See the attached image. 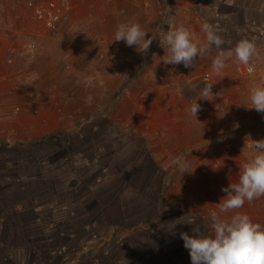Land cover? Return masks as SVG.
<instances>
[{
    "label": "rangeland",
    "instance_id": "374dc122",
    "mask_svg": "<svg viewBox=\"0 0 264 264\" xmlns=\"http://www.w3.org/2000/svg\"><path fill=\"white\" fill-rule=\"evenodd\" d=\"M13 1V8H0L3 67L34 78L0 81V264H191L180 233L211 231L208 214L220 195L212 186L237 182L228 179L239 172L231 151L244 161L251 139L264 138V114L246 108L250 89L264 84V0H52L65 14L53 28L36 21L29 0ZM128 22L155 36L147 53L112 41L117 25ZM205 22L224 39V51L242 39L256 45L253 74L243 73L249 65L234 56L218 74L211 67L215 47L192 67L164 63V33L182 25L204 42ZM29 42L35 49L27 53ZM223 78L233 82L227 90L215 85L199 98L205 83ZM169 95L186 97L190 121L174 114L168 130L156 134L163 120L148 112L160 100L179 111ZM196 100L197 119L189 111ZM48 106L61 112L60 130L5 127ZM203 120L206 136L196 150L210 160L197 163L196 150L184 144L198 139L189 128ZM215 146L220 151L205 157ZM184 155L191 168L217 180L206 185L192 177L203 192L166 193ZM245 203L252 217L264 196ZM254 220L264 224V212Z\"/></svg>",
    "mask_w": 264,
    "mask_h": 264
},
{
    "label": "clouds",
    "instance_id": "9594fccd",
    "mask_svg": "<svg viewBox=\"0 0 264 264\" xmlns=\"http://www.w3.org/2000/svg\"><path fill=\"white\" fill-rule=\"evenodd\" d=\"M201 31L204 33V42L195 40L182 25L166 31L161 44L166 53L164 63L192 67L197 57L209 54L215 47L218 52L211 64L214 71L219 73L225 68L226 61L234 56L240 63L249 65L247 71L250 75L253 74L254 66L250 65V61L257 54L253 42L242 39L234 48L224 51L222 46L225 41L212 24L203 23ZM147 33L138 23H120L112 41H123L126 46L144 54L155 37ZM211 88L212 83H205L199 98L207 99L208 94L213 93ZM249 100L250 106H245L246 108L264 114V84L250 89ZM86 102L90 103L91 97ZM199 109L197 100L189 109L196 119ZM248 147L253 151L241 163L237 182L222 188L225 195L217 203L218 210L209 211L211 231L205 232L196 227L192 228L191 235L187 232L180 233L191 264H264V224L253 221L244 212L236 211L243 208L246 201L252 202L264 196V138L251 139ZM175 166L181 171V176L189 172L184 158H176Z\"/></svg>",
    "mask_w": 264,
    "mask_h": 264
},
{
    "label": "crops",
    "instance_id": "0c3cea01",
    "mask_svg": "<svg viewBox=\"0 0 264 264\" xmlns=\"http://www.w3.org/2000/svg\"><path fill=\"white\" fill-rule=\"evenodd\" d=\"M197 1H200V0H197ZM241 1L242 2H244L245 0H230V4H234V5H239L240 3H241ZM15 4H16V2H14L13 0H0V8H1V6H3V7H7V8H9L10 6H12L11 8H13L14 6H15ZM5 10V9H4ZM2 14H1V12H0V16H1ZM1 19V18H0ZM3 25L2 24H0V32H3ZM187 30H188V28H186ZM1 34V33H0ZM4 48H6V45L5 44H1V42H0V81H2V79L3 78H34V75H30L31 73L28 71V73H23L24 75H22L21 77L19 76V75H17V74H12V72L8 69V70H6V68H4V67H6V64L5 65H3L4 63H3V57H2V54H3V51H4ZM9 50H7V51H11L12 50V48L10 47H7ZM13 51V50H12ZM11 53V52H10ZM9 53V54H10ZM12 54V53H11ZM11 56V55H10ZM8 57H9V55H8ZM211 57H209V59H210ZM4 66V67H3ZM242 71H243V68H242ZM243 73H244V71H243ZM219 74V73H218ZM222 74H220L218 77L219 78H222V77H224V76H221ZM221 76V77H220ZM117 77H120V76H117ZM131 76L129 75V77L128 78H130ZM229 82H231V80H228L227 78H223L222 80H214L213 82H212V86L214 87L215 85H218V92L219 93H221V89H222V91H225V89L227 90V87H228V83ZM231 83H233V82H231ZM204 87V86H203ZM216 93V92H215ZM231 93V92H230ZM229 93V94H230ZM214 94H212V96H213ZM170 98H172L170 95H169V97H168V99H170ZM174 98L175 97H173L172 99L174 100ZM154 101V100H153ZM187 101V99H186V97H182L181 95H180V97H176L175 98V100H174V104H177V106H180L178 109H179V111H174L173 113H171L170 111H169V109H168V106H169V102H168V100H164V101H161L160 100V102L158 103V102H156L157 103V106H154V109L153 110H151V111H149L148 113L150 114V116H151V118L154 120V122H156V121H158V120H163V123L162 124H160V125H164V128H161L162 126H159L158 128H160L159 129V131H157V132H155L156 134L158 133V132H160L161 130H168V127H167V122L169 121V120H174V114L178 117L179 115H181V119H182V115H185L186 116V119L187 120H189L190 121V117H189V113L187 112V106L186 107H184V105L187 103L186 102ZM13 102H14V98H13ZM159 104H160V106H159ZM12 105H10V107L8 108V106L6 105V107H7V109H9V110H11L12 109V107H11ZM16 106V104L14 103V107ZM184 107V108H183ZM175 109V108H174ZM29 111L28 112H24L22 115L21 114H19L20 116H19V123H10L9 121V123H8V125H5V127L7 128V127H10V126H13L14 128H17V130H19V131H28V130H32V129H37V130H48V131H56V130H60L61 128H63V126L61 125V123H62V121H61V118H62V114H61V112H57L56 110H55V108L53 107H46V108H43V109H40V110H36V111H30V110H32V109H28ZM15 111H16V109L14 108L13 109V112L15 113ZM8 113V112H7ZM204 113V112H203ZM29 117V119H27ZM17 118H15L14 119V121L16 120ZM184 120V119H183ZM13 121V122H14ZM205 120H203V122H201V121H197V124H196V127L197 128H189V131H190V135H194L195 137L197 136L198 137V139L197 140H195V142L194 141H191V140H193V139H191V140H189V141H187L185 144H184V148H186L185 149V151H187V149H188V151L187 152H189V150L190 149H199L198 148V146L200 145V142L201 141H203V140H205L204 138V136H206V134L204 135V133H203V131L205 130V128H206V124H205V122H204ZM14 124V125H13ZM21 125V126H20ZM181 125V127H183L184 128V126H183V124L181 123L180 124ZM1 127H3V126H1ZM20 127H22L21 129H19ZM158 128H156L155 127V130H157ZM12 130V129H11ZM14 130V129H13ZM155 133H154V135H153V139H156V138H154V136L155 137H157V135H155ZM30 135H34L33 133H30ZM199 136H202L201 138H202V140L200 141L199 140ZM161 137V136H160ZM29 139H32L31 138V136L29 137ZM152 139V140H153ZM197 141V142H196ZM157 142V140L155 141V143ZM152 143V145L153 144H155V143H153V142H151ZM166 145V144H165ZM220 147H222L221 145H220ZM220 147L218 146V148L215 146V147H211L212 149H209V151H208V154L205 156V157H210V155H215V153L217 152L218 153V151H220ZM231 147H233V146H231ZM196 150V155H194V157L196 158L194 161H196L197 163H199L200 162V160L202 159V160H204V161H207V160H210L209 158H204L203 156V154L205 153V149L203 150L202 148H201V150H199V151H197ZM199 154H200V156H199ZM184 159L187 161V163H188V157L186 156V155H184ZM231 163L233 164L234 163V165L236 166V168L239 170L240 169V165H241V163L243 162V158L242 157H239L238 156V158H236V159H233V154H232V151H231ZM168 163H170L169 161H168ZM194 170V171H193ZM187 171H189V172H185V173H183L182 174V176H181V171L177 168L176 169V171H175V173H177V172H180V174L179 175H177L176 176V174L173 176V177H175L177 180H179V181H177L176 180V182H173V181H170L169 183H167V185H165V187L167 188L166 189V193L171 189V188H175L176 190L177 189H180V191H181V193H184L185 195H188V194H190V193H195V192H199L200 193V191L201 192H203V190H200L199 189V187H201V184L200 183H197V182H194V181H192V177H193V179L194 180H196V178L198 179V181H199V179L202 181V180H204V182H206V185H207V183H208V185L210 184V182L211 181H213V182H216V176L214 177V174L212 173H206L205 171H204V169L203 168H198V169H193V168H191L189 165H188V168H187ZM205 172V173H204ZM208 172V171H207ZM234 172L236 173V175L237 176H234V177H229L228 179L230 180V182H231V180H238V174H239V172H236L235 170H234ZM210 179H211V181H210ZM236 182V181H235ZM234 182V183H235ZM233 183V182H232ZM172 184H176V185H174L173 187H171V186H169V185H172ZM213 185V184H212ZM217 185V184H216ZM216 185H213L212 186V188H216V193H218V194H220L219 195V197L218 196H215L216 198H218V201H219V199L221 198V197H223L225 194H222V189H218L217 187H216ZM220 185V184H219ZM223 185V187H225V186H227L228 185V183H226V184H222ZM178 186V187H177ZM214 192V193H215ZM247 205H246V203L244 204V206H243V208H241V209H238L240 212H244V213H246V210L244 209L245 207H246ZM215 209L216 210H218V206H215ZM238 210H236V211H238ZM257 211L259 210V212L258 213H253V215L251 214V216L253 217H251L252 218V220L253 221H255L254 220V217L256 218V217H259L260 215H261V213H263L264 212V206L263 207H258L257 209H256ZM259 215V216H255V215ZM250 217V216H249ZM256 222V221H255ZM80 255V254H79ZM80 257V256H79ZM83 257V255H81V257L80 258H82ZM79 258V259H80Z\"/></svg>",
    "mask_w": 264,
    "mask_h": 264
},
{
    "label": "built area",
    "instance_id": "2783aa9c",
    "mask_svg": "<svg viewBox=\"0 0 264 264\" xmlns=\"http://www.w3.org/2000/svg\"><path fill=\"white\" fill-rule=\"evenodd\" d=\"M27 8L31 11L32 16L37 22H41L43 26L48 28L55 27L57 23L65 18V14L61 8L52 0H29L27 1ZM23 47L24 52L27 53L35 49V45L32 42L24 44ZM247 68L248 66L243 68L245 74H249Z\"/></svg>",
    "mask_w": 264,
    "mask_h": 264
}]
</instances>
